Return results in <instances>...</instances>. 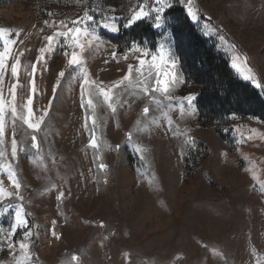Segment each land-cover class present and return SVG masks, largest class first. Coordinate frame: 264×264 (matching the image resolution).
I'll list each match as a JSON object with an SVG mask.
<instances>
[{
	"label": "rangeland",
	"instance_id": "374dc122",
	"mask_svg": "<svg viewBox=\"0 0 264 264\" xmlns=\"http://www.w3.org/2000/svg\"><path fill=\"white\" fill-rule=\"evenodd\" d=\"M141 3L150 8L153 0H0V28L8 30L7 40L16 41L9 44L10 52L19 55L23 50L16 78L11 76L13 55L7 58L0 92L9 97L8 89L13 83L18 85V115L24 113L20 105L29 94L36 118L48 109L36 133L37 149L31 148L32 130L23 120L13 123L10 112L6 115L0 164L12 166L24 199L0 200V239L13 222L16 206L21 205L33 233L29 244L35 264H264L261 120L228 115L223 121L206 122L199 119L197 109L192 113L186 102L182 111L181 105L165 94L146 97L138 85L144 81L154 86L155 70L150 75L145 68L143 76L132 73L131 85L125 82L114 90L115 114L102 97L93 96L96 107L89 110L91 119L85 127V111L80 107L84 73L107 88L122 79L129 64L137 65L139 53L129 52L131 45L119 52L113 41L126 22L124 18ZM192 4L197 20L187 17L177 2L166 10L164 27L153 28L158 40L153 44L144 39L139 45L155 50L163 44L177 57L172 21L186 16L197 34L226 58L233 75L261 94L231 67V57L239 54L246 58L251 75L264 85V0H192ZM85 7L95 10L97 21L119 17V31L97 27L99 39L82 32L75 47L71 39L66 46L64 38L58 37L52 51L38 62L39 49L47 44L44 37L58 30L43 22L77 19ZM88 28L90 32L91 25ZM230 45H235L234 51ZM3 50L4 39H0ZM73 50L81 64L68 67L65 53ZM113 52H117V60L112 59ZM33 64L37 65L35 73ZM61 71L65 76L57 85ZM175 71L185 81L180 63ZM192 93L196 92L186 83H176L170 89L174 97ZM146 105L150 112L145 116ZM91 131L96 136L95 148L89 145ZM14 132L18 145L25 148L16 160L11 159ZM128 132L132 133L131 144L126 141ZM187 136L195 143H186ZM117 144L121 145L118 151ZM135 147L144 149L143 160ZM0 181L11 188L6 171L0 170ZM61 191L66 196L58 202L56 196ZM23 231L18 230L16 241L23 239ZM73 255L77 261H72ZM0 262L12 264L6 245L0 251Z\"/></svg>",
	"mask_w": 264,
	"mask_h": 264
},
{
	"label": "snow or ice",
	"instance_id": "6c2138e0",
	"mask_svg": "<svg viewBox=\"0 0 264 264\" xmlns=\"http://www.w3.org/2000/svg\"><path fill=\"white\" fill-rule=\"evenodd\" d=\"M81 0H77V3H80ZM179 3V5L183 6L186 11L187 17L192 20H197L198 15L197 12L193 8L192 0H153V5L150 8H146V3H141L138 5V10L132 11L130 17H125L126 22L123 23V28L127 29L132 27L138 21L142 20H150L152 21L151 27L160 29L164 27L166 21V10H171L174 8V5ZM94 9H88L85 7L82 16L77 19H73L71 21L60 20L57 24L55 21L45 20L43 23L48 28H57L52 35H47L44 39L47 41V44L44 47L39 49L41 53L40 56L37 57L38 62H43L45 53L52 51V43L56 38L62 37L64 38V43L67 46L69 39L73 42V46H76V41H78L80 34L86 33L93 36V39H99L96 36V28L100 27L107 31L116 33L119 31L117 27V22L119 21V17H104L102 21H97L94 16ZM53 13L49 12L48 16L51 17ZM88 25H91V31L89 32ZM84 26V27H82ZM8 30L5 28H0V39H4V50L0 51V89H2L4 73L7 71L6 61L9 55L11 54L9 44H15L16 41H9L5 38V33ZM167 35V34H166ZM223 40L224 37L221 36ZM21 43H23L21 41ZM82 47V45H80ZM233 51L235 50V45L229 46ZM129 52L139 53L137 56V65L129 64L127 68V73L122 76V79L117 80L112 83L110 87H105L102 81L91 80L88 74L85 72L83 77V82L80 84V107L85 111V127L87 128V120L91 119L88 115L89 110H94L96 105L92 99L93 96H99L103 98L107 107L111 109L112 113L115 114L117 109L116 106L112 103L114 100V90L119 89L125 82H128L129 85L132 84L130 77L133 72L139 74L140 76L144 75V69L147 68L149 70V74L151 75L152 70H155V83L154 86H151L144 81H140L139 91H141L144 96L148 97L150 93H162L165 94L167 99L176 100L178 104L183 106L186 102L192 113L196 112V108L194 106L196 101V93H192L189 95H185L182 97H174L170 94V89L176 83H186L175 71L177 65L179 64V58L175 57L170 48H166L165 45L161 44L159 47L155 48V50H150L147 47H142L139 44L133 43L131 47L128 49ZM15 60L14 63L11 64V76L16 78L18 75V66L20 63L19 56L23 55V50L20 51L19 55L11 54ZM68 56L67 66L71 67L74 65H80L81 59L78 56L77 52L73 50L70 54L65 53ZM125 59L128 58L127 52L124 56ZM150 58V59H149ZM112 59L117 60V52L112 53ZM107 63V61L105 62ZM246 58H241L239 54H234L231 57V67L240 73L242 78L245 81H251L254 86L260 89L261 94H264V85L259 84L255 77L251 75V69L246 67ZM37 70V65H32V72L35 73ZM247 73V74H245ZM65 76V73L61 71L57 77V85L61 83V79ZM18 85L13 83L11 87L8 89L9 97H5L2 92H0V145L5 143V127H6V115L10 112L13 123L16 119H22L23 123L27 125L29 129L32 130L31 137V148L37 149V135L41 130V125L44 123L45 117L48 115V109L45 108L42 115L39 118H36L33 112V97L31 94L28 95L27 100L20 105L23 108L24 113L18 115V106L16 103L17 90ZM53 97L55 98L57 87L54 86L53 89ZM32 92H36L35 86L32 87ZM154 99V97H153ZM52 105V101H49V106ZM183 111V107H182ZM150 112L149 107L146 105L143 108V115H147ZM235 119V116H233ZM140 121H137L139 125ZM152 123H156V121H152ZM172 121L169 120L168 124L171 126ZM95 124V121H93ZM138 131H142L144 129H137ZM126 141L131 144L133 143L132 133L128 132L126 134ZM189 144H194L195 141L191 136H187L185 141ZM97 144L95 132L91 131V139L89 140V145L92 148H95ZM121 145H116V150L120 149ZM135 151L141 153V159H144V149L140 147H135ZM25 152V148L23 146H19L17 140L15 139V132L13 133V139L11 140V159L16 160L19 153ZM4 156V152L0 151V157ZM101 168H104L105 165H100ZM0 170L6 171L7 179L10 182L11 188H5L3 186V181H0V200H4L7 197H14L16 200L23 201L24 197L20 191L22 185L21 182L17 179V174L13 170L12 166L2 165L0 164ZM261 192L264 193V184H261ZM66 193L61 191L56 196V200L62 201ZM12 205L10 204L9 207ZM6 211V209H5ZM2 214V213H0ZM25 212L21 205L16 206L15 215L13 222L10 225L8 231L3 232L2 239H0V251L3 250V246L6 245L10 254L12 255V264H35V262L31 258L30 252V244L29 241L33 235L31 229L29 228L28 222L25 219ZM53 223H55L53 221ZM103 226V225H101ZM24 229L23 231V239L20 241L15 240V236L18 230ZM53 235H56L54 232ZM57 238H59L57 236ZM18 244V249H17ZM127 254H125V259H127ZM72 261H77L78 257L73 255L71 257ZM2 264V262H0Z\"/></svg>",
	"mask_w": 264,
	"mask_h": 264
},
{
	"label": "trees",
	"instance_id": "16d2710c",
	"mask_svg": "<svg viewBox=\"0 0 264 264\" xmlns=\"http://www.w3.org/2000/svg\"><path fill=\"white\" fill-rule=\"evenodd\" d=\"M173 19L174 50L186 84L197 94L199 119L218 122L223 121L224 116L244 115L256 117L264 123V96L233 75L226 58L197 34L186 16ZM148 38L153 44L158 40L151 24L140 21L129 29L122 28L113 43L119 52H123L133 43L140 44Z\"/></svg>",
	"mask_w": 264,
	"mask_h": 264
}]
</instances>
